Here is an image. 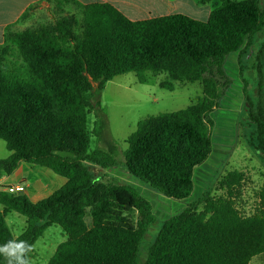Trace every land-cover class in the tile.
Listing matches in <instances>:
<instances>
[{"label":"trees","instance_id":"16d2710c","mask_svg":"<svg viewBox=\"0 0 264 264\" xmlns=\"http://www.w3.org/2000/svg\"><path fill=\"white\" fill-rule=\"evenodd\" d=\"M46 1L50 20L23 30L8 27L0 44V139L10 152L0 159V175L27 163L67 181L37 202L2 187L0 244L18 239L34 246L48 227L59 226L67 239L48 264H137L157 218L135 187L95 173L116 167L120 154L103 138L101 93L107 82L130 72L141 82L147 72L163 74L160 86L170 91L175 82L200 83L202 95L185 109L140 120L119 161L151 189L188 199L196 168L213 150L212 113L233 82L228 57L237 53L240 64L245 49L264 34V0H219L206 21L184 14L131 20L110 3ZM256 61L257 100L245 97L243 117L264 149V41ZM92 135L109 151L90 150ZM244 179L243 172L229 171L214 187L221 194L210 187L166 219L145 264H250L263 254L264 186L257 207L244 214L238 207ZM12 211L27 219L17 237L6 219Z\"/></svg>","mask_w":264,"mask_h":264},{"label":"rangeland","instance_id":"374dc122","mask_svg":"<svg viewBox=\"0 0 264 264\" xmlns=\"http://www.w3.org/2000/svg\"><path fill=\"white\" fill-rule=\"evenodd\" d=\"M218 1V0H216ZM242 1V0H235ZM264 5H262V8ZM51 19V12L45 8H35L23 18L20 28L36 26ZM264 41V34L257 35L253 44L245 49L239 64V55H229L226 68L233 82L220 105L212 113L215 126L212 129L213 150L208 160L195 170V188L188 199L174 200L155 191L146 183L133 176L122 158V151L127 149V138L133 133L140 120L165 112L185 109L202 95L199 82H175L174 90L162 88L160 83L165 75L147 72L145 80L141 82L136 73L130 72L116 76L107 82L101 93L102 109L107 120V128L103 138L109 139L120 154L117 158L118 165L114 168L102 170L95 169L97 175L106 174L121 183L135 187L144 197L153 204L157 221L152 225L142 244L138 263L145 264L148 253L163 222L171 216L182 211L189 203L196 201L210 187L214 188L217 181L226 173L238 170L245 174L241 186V196L238 207L244 214H250L258 205L257 193L264 186V149L257 147L256 128L243 117L245 97L252 101L257 100L256 83L257 72L255 69L256 55ZM96 86V84H94ZM95 115L90 114L89 130L94 127ZM92 135L90 150L102 148L109 151L107 145ZM10 155L4 140L0 139V159ZM123 159V158H122ZM43 167L23 163L12 175H7L9 183L17 184L19 181L28 185L29 198L35 200L45 198L63 186V177L47 169L50 177L45 176L40 170ZM53 178V179H52ZM25 179V180H23ZM50 179L53 185H46ZM45 183V185H42ZM6 191V189H5ZM7 192V191H6ZM213 193L221 194L214 188ZM10 194V193H9ZM16 195V194H13ZM7 222L14 236H19L27 226V219L23 215L12 211L7 215ZM67 239L66 234L59 226H50L34 244L31 253L32 264H48L54 255L57 246ZM250 264H264V253L255 256Z\"/></svg>","mask_w":264,"mask_h":264},{"label":"crops","instance_id":"0c3cea01","mask_svg":"<svg viewBox=\"0 0 264 264\" xmlns=\"http://www.w3.org/2000/svg\"><path fill=\"white\" fill-rule=\"evenodd\" d=\"M82 4L92 3H110L120 10L126 17L131 20H144L155 17H161L171 14H184L194 19L206 21L211 11L219 5V0H210L207 4H200L198 0H77ZM37 4L36 8H50V4L46 0H0V44L4 41V34L8 27L14 30L20 28L23 14L31 7ZM33 11V10H32ZM23 164V163H22ZM20 165V167L22 166ZM19 167V168H20ZM18 168V169H19ZM17 169V170H18ZM45 176L50 177L47 168L40 170ZM53 179V178H52ZM50 179L45 182L46 185H53L54 180ZM25 180V179H23ZM7 175H0V189L15 186L7 182ZM66 178L57 181L58 184L66 183ZM22 183L19 181L17 184ZM43 183L42 185H45ZM28 186V185H27ZM26 194L29 196L28 191ZM43 199V198H42ZM35 200V201H39Z\"/></svg>","mask_w":264,"mask_h":264},{"label":"clouds","instance_id":"9594fccd","mask_svg":"<svg viewBox=\"0 0 264 264\" xmlns=\"http://www.w3.org/2000/svg\"><path fill=\"white\" fill-rule=\"evenodd\" d=\"M33 245L26 240L12 239L0 244V258L5 264H32Z\"/></svg>","mask_w":264,"mask_h":264},{"label":"built area","instance_id":"2783aa9c","mask_svg":"<svg viewBox=\"0 0 264 264\" xmlns=\"http://www.w3.org/2000/svg\"><path fill=\"white\" fill-rule=\"evenodd\" d=\"M27 185L25 183H19L15 186L7 187L6 191L10 194H20V193H26L27 191Z\"/></svg>","mask_w":264,"mask_h":264}]
</instances>
